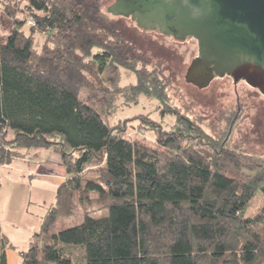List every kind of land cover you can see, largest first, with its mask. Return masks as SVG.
<instances>
[{
    "label": "trees",
    "instance_id": "1",
    "mask_svg": "<svg viewBox=\"0 0 264 264\" xmlns=\"http://www.w3.org/2000/svg\"><path fill=\"white\" fill-rule=\"evenodd\" d=\"M4 3L14 28L0 43V172L27 148L53 147L69 174L20 264H264V203L244 216L256 191L264 195V157L226 147L178 111L156 145L128 139L80 90L100 85L112 65L136 73L135 93L162 99L163 87L138 66L143 56L102 0ZM19 12L34 21L30 33ZM36 31L47 34L39 51ZM98 159V179L82 183V172ZM90 185L101 186L107 213L58 227L83 205L75 193L89 194ZM10 245L0 224V264H7Z\"/></svg>",
    "mask_w": 264,
    "mask_h": 264
},
{
    "label": "rangeland",
    "instance_id": "2",
    "mask_svg": "<svg viewBox=\"0 0 264 264\" xmlns=\"http://www.w3.org/2000/svg\"><path fill=\"white\" fill-rule=\"evenodd\" d=\"M114 2L115 0H102V7L110 14L121 35L131 41L143 56L145 63L138 66L153 72V77L163 87L162 99L154 95L135 93L132 86L137 83L136 73L118 65L105 69L100 78V85L82 88L80 98L95 106L109 125L117 128L131 140L156 145L160 131L167 132L173 129L172 126L178 119V111L196 120L212 137L225 139L226 147L264 157V94L244 79L235 81L229 75L216 76L205 87L188 82L184 74L193 57L199 53L198 40L193 36L182 38L176 34H166L159 28L144 29L132 16L114 14L108 10V6ZM4 8V0H0V43L7 40L14 28L12 19L6 15ZM26 15V12H19L18 18L26 19ZM31 21L33 20L30 17L27 18L22 26L26 33H30V27L35 25ZM46 37L47 34L44 32L34 33V46L38 51L41 50ZM193 138L194 136L187 137L184 143L189 145L194 141ZM24 151L22 159L7 165L0 172L1 228L6 225L4 222L8 205L6 199H21L20 187L27 190L32 184L38 189L45 187L51 189L50 185L54 184L56 194L51 207L57 200L59 185L69 178L61 153L53 147H31ZM53 155L59 157L58 164H55L57 160ZM49 160L54 161L50 168ZM103 166L104 161L99 159L89 164L82 172V183L89 178L98 179ZM24 170L50 175L54 182L38 178L37 173L32 177ZM241 173L245 178L252 174L248 169H243ZM30 180L32 183H29ZM90 187L93 191H89V194L75 193V199L78 201L81 199L83 205L75 209L74 217L62 220L61 224H57L58 227L81 220L85 213L91 215L107 213V208L98 198L97 191H100L101 186ZM13 190L14 196L8 198ZM263 203L264 195L261 190H257L248 202L244 216H255ZM7 229L6 226L4 230L11 233Z\"/></svg>",
    "mask_w": 264,
    "mask_h": 264
},
{
    "label": "water",
    "instance_id": "3",
    "mask_svg": "<svg viewBox=\"0 0 264 264\" xmlns=\"http://www.w3.org/2000/svg\"><path fill=\"white\" fill-rule=\"evenodd\" d=\"M108 10L144 29L195 37L199 53L184 74L188 82L205 87L229 75L264 94V0H115Z\"/></svg>",
    "mask_w": 264,
    "mask_h": 264
},
{
    "label": "crops",
    "instance_id": "4",
    "mask_svg": "<svg viewBox=\"0 0 264 264\" xmlns=\"http://www.w3.org/2000/svg\"><path fill=\"white\" fill-rule=\"evenodd\" d=\"M50 154L52 155V153ZM53 156L55 157V155ZM55 159L57 160L55 164H58L59 157L56 156ZM51 165H54V161L49 162L48 168H50ZM5 167L6 166L2 168L4 169ZM2 168L1 170H3ZM24 172L31 174L30 176L32 177L37 175L40 179L50 180L52 183L54 182L50 175L46 176L37 171L24 170ZM48 172L51 173L50 171ZM29 183H32V181L30 180ZM20 188L21 190L19 191H22L21 199H6V202L8 203V205H6L7 220H4L6 223L4 228L7 226L11 231L10 233L7 229L8 232H6L2 226V231L8 236L11 242V245L7 248V264L21 263L20 252L26 249L28 245L34 241L35 233L43 228L44 218L48 210L47 208L50 207L55 200L56 186L54 184L50 185L51 189L48 187L38 189L33 187L32 184L27 190L25 189L26 191L22 187ZM36 189H38V195L36 194ZM14 190L8 198L14 196ZM23 193H25L24 197ZM7 221L9 222L8 224Z\"/></svg>",
    "mask_w": 264,
    "mask_h": 264
},
{
    "label": "flooded vegetation",
    "instance_id": "5",
    "mask_svg": "<svg viewBox=\"0 0 264 264\" xmlns=\"http://www.w3.org/2000/svg\"><path fill=\"white\" fill-rule=\"evenodd\" d=\"M216 76H217V75H215L214 78H215ZM214 78H213V79H214Z\"/></svg>",
    "mask_w": 264,
    "mask_h": 264
},
{
    "label": "built area",
    "instance_id": "6",
    "mask_svg": "<svg viewBox=\"0 0 264 264\" xmlns=\"http://www.w3.org/2000/svg\"><path fill=\"white\" fill-rule=\"evenodd\" d=\"M32 23H34V21H31Z\"/></svg>",
    "mask_w": 264,
    "mask_h": 264
}]
</instances>
